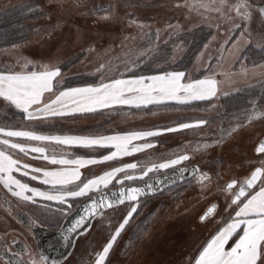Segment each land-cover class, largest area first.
Here are the masks:
<instances>
[{
    "label": "rangeland",
    "instance_id": "1",
    "mask_svg": "<svg viewBox=\"0 0 264 264\" xmlns=\"http://www.w3.org/2000/svg\"><path fill=\"white\" fill-rule=\"evenodd\" d=\"M8 5L26 9L33 5L39 7L36 12H28L32 15L39 13L41 18L35 21L38 27L32 37L22 45L26 54L35 58H63V68L79 59L83 63L80 70H83L105 59L114 65L108 71L110 76L123 70L138 74L163 72L178 63L186 53L192 43V38L187 36L203 27L211 32V38L199 52L189 79L192 75L196 79L213 76L217 80V94L213 98L218 99L230 97L264 80V63L255 67L238 65L248 45L262 47L259 37L264 35V23L253 6L264 5V0H0V9ZM241 5H248L241 9L243 15L237 12V6ZM221 6H227L228 11H219ZM10 20L13 22V18ZM239 24H243L244 28L237 30ZM245 29L251 32V40ZM92 48L94 50L86 55V51ZM96 60H100L99 63H91ZM95 67L101 70L103 64ZM65 77L64 87L84 83L82 79H87L91 85L98 82L96 78L83 76L67 80ZM246 105L241 104L233 113H225L223 103L217 108H212L209 103L199 112L163 108L135 110L133 113L118 111L114 117L110 115L115 112L112 111L105 116L113 118V121L109 120L112 123L109 127L111 134H115L114 130H119L117 134H124L125 129L144 132L172 128L185 122H208L148 137L147 142L153 144L152 148L113 161H100L80 170L82 176L92 178L114 167L135 162L140 166L128 170L136 176L135 180L125 182L130 184L161 175L178 166L196 165L200 168V174L195 179L139 201L137 214L111 250L109 264H188L190 258L195 257L209 238L224 226L231 199V194L224 191L225 186L234 179L243 181L252 170L261 167L262 156L255 154V148L264 138V105L255 104L251 109H246ZM0 108V128L19 130L28 124L15 116L14 110L8 111L2 104ZM71 123L68 127L73 129L76 123ZM35 131L44 135L64 134L58 122L42 124ZM20 142L43 147L45 155L58 159L77 156L98 158L110 151H96L97 155L91 157L82 152H79L82 155H77L71 149H56L54 143ZM3 147L0 145V148ZM179 155H187L189 159L173 168L154 170L142 177V172L153 163H164ZM21 157L42 169L59 168L42 157L32 159L22 154ZM205 172L207 178L202 176ZM21 179L41 189L47 187L28 177ZM118 186L113 182L110 187ZM1 195L11 207L25 212L41 227L57 229L64 219V214L56 212L54 206L49 208L43 202L33 205L13 197L2 184ZM214 204L217 206L215 213L201 222V216ZM125 208L126 205L118 207L121 210ZM10 212L0 198V236L7 241L12 237L24 240L30 250L29 263L41 264L33 235L26 233ZM109 213L107 218L98 217L94 221V230L77 240L72 254L62 264H92L94 251L111 234L107 230L114 229L120 222V211L111 209ZM126 214L127 211H124L123 215Z\"/></svg>",
    "mask_w": 264,
    "mask_h": 264
},
{
    "label": "snow or ice",
    "instance_id": "2",
    "mask_svg": "<svg viewBox=\"0 0 264 264\" xmlns=\"http://www.w3.org/2000/svg\"><path fill=\"white\" fill-rule=\"evenodd\" d=\"M244 7L248 5L237 6L238 14L243 15L241 9ZM218 10L226 12L228 8L221 6ZM261 14L264 15V9L261 10ZM243 28V24L237 25V30ZM245 32L251 40L253 38L251 32L247 29ZM259 39L264 50V35ZM185 76L186 73L182 71H164L156 75H134L127 79L113 78L98 85L62 89L61 82L64 76L61 67L57 65L47 66L43 70L30 69L26 65V70L23 71L0 72V104L8 111L15 109V114H19L22 121L29 122L19 130L0 128V145L4 146L0 148V184L13 197L33 205L43 202L49 208L54 206L56 212H62L67 223L62 228L61 238L69 243L90 234L95 228L96 218H107L110 214L109 209L120 211L121 219L118 226L107 230L111 234L93 253L95 258L92 264H109L111 250L133 220L134 214H137L141 196L163 189L162 187L158 189V185L154 182H145L143 186L126 184V181L136 179V176L128 171L140 166L135 162L114 167L92 178L82 176L80 170L100 161H113L152 148L153 144L147 142L148 137L190 129L208 122L198 120L195 123H179L176 127L154 131L95 137L44 135L39 134L35 129L42 124H52L57 118L75 117L76 114H90L117 106L147 108L150 105H163L169 101L190 104L197 101H211L216 96L217 80L213 76L190 81H186ZM141 140L146 142L133 143ZM20 141L49 142L69 148L91 150L106 148L110 151L98 158L77 156L58 159L55 156L45 155L43 147ZM256 152L262 156L261 167L252 170L243 181L234 179L227 183L224 191L231 194V199L228 202L229 211L224 226L211 237L198 256L190 258L188 264H264V141L259 144ZM21 154L32 159L42 157L52 165H58L59 168L46 170L33 166L23 160ZM188 159L187 155H179L164 163H153L142 172V177L148 176L154 170L173 168ZM179 171L183 172L185 169ZM197 171L198 169H191L193 175ZM202 176L207 178V173H202ZM21 177H28L47 187L41 189L32 186ZM113 182L120 185L118 191L111 189ZM163 183L160 182L161 186ZM125 202L134 203L127 204L123 210L118 209L117 206ZM124 211H127L126 215H123ZM212 212L213 209L209 208L208 213L201 218L202 221ZM57 223L59 224V221ZM229 241L232 243L230 244ZM12 243L16 244L17 241L13 239ZM40 258L43 264H59L58 260L44 255L43 252L40 253ZM6 261L7 264H25L23 260L17 258L16 253L6 256Z\"/></svg>",
    "mask_w": 264,
    "mask_h": 264
},
{
    "label": "crops",
    "instance_id": "3",
    "mask_svg": "<svg viewBox=\"0 0 264 264\" xmlns=\"http://www.w3.org/2000/svg\"><path fill=\"white\" fill-rule=\"evenodd\" d=\"M15 6H19V5H15ZM15 6L14 5L13 6H9V5L5 6L6 8L5 9H0V12L4 11V10H7L9 8L15 7ZM37 8H39V7L37 6L34 9H37ZM28 10H30V9H28ZM28 10H27V13L29 12ZM36 27H38L36 23H31L30 24L29 31L26 34V37L24 38V41L19 42L18 44H14V45L0 47V72H9V71L19 72V71H23V70H26V65H27V68H30V69L38 68L40 70H43L47 66L57 65V66L61 67L62 72H63V76H66L65 80H67L68 78L80 77V76L87 77V78H96V79H98V82L95 85H98V84H100L102 82H107V81H109V80H111L113 78H124V79H127V78H131L134 75L135 76H149V75H156V74L162 73V72H158V73H151V74L150 73L141 74V72H140V74H138L136 72H126V70H123L122 72H118L115 75H111L110 76L108 71L110 69L114 68V65L111 62H107L105 59H102V61H101L102 63L101 62L99 63L100 60L91 61V63L93 62V63H99V64H94L93 65L94 67H88L87 66L85 69L80 70L82 68L81 64H83V63L81 61H78L79 59L76 62L70 64L69 67L63 68V65H64L63 58H54L52 60H46V59H42V58H35V57H32V56H29V55L26 54V52L24 50L25 48L23 47L22 43H24L26 41H29V38L32 37V34L36 30ZM246 48H245V50H246ZM92 50H94V48L88 49L86 51V55H87V53H90V51L92 52ZM102 56H104V55H102ZM197 57H198V55H197ZM83 58H85V56H83ZM101 64H103V68L101 70H99V69L96 70L95 66H98V65H101ZM176 64L174 63L172 65V67H174V65H176ZM192 66H191V68H192ZM125 67H127V66H125ZM191 68L187 71V73L185 72L186 73V76H185V80L186 81L187 80L190 81L192 79H196V78H194L195 75L194 76L192 75L190 77V79L188 78L189 77V72L191 71ZM162 71L164 72V70H162ZM166 71L167 72H174V70H169V69H167ZM129 74L131 76H128ZM200 76L202 77L203 75H200ZM263 81H261V82H263ZM258 83H260V82H258ZM258 83H255L254 85H256ZM254 85H252L250 87H253ZM250 87H247V88H250ZM61 88L62 89L65 88L64 87V80L61 82ZM244 89H246V88H244ZM241 90H239V91H241ZM234 94H232V95H234ZM232 95H230V96H232ZM227 97H229V96H227ZM223 99L224 98H220V99L212 98V100H211V101H213V104H212L213 107L212 108H217V107L221 106L220 101L222 102ZM197 102H204V101H197ZM192 103H196V102H192ZM168 104L169 105H179V106L189 105V104H178V103H176L174 101H169V102H167V103H165L163 105H168ZM155 106H160V105H150L147 108H135V107H131L130 108L128 106H117L115 108L102 109V110H99V111H97L95 113L76 114L75 117L67 116V117H63V118H57L55 123L58 122L60 127L63 129L64 134H62V135H83V136H89V137H95V136H100V135H114V134H111L112 130H110V128H109L111 126V124H112L111 121H113L112 120L113 118H109L108 119V118L105 117V116H108V114L110 112L115 111L113 114L112 113L110 114L111 116H113V115L115 116L118 113V111H129V112L133 113V111H135V110H138V111L139 110H145V109H149V108L155 107ZM0 110H1V108H0ZM12 110L16 111L15 109H12ZM110 119H111V121H109ZM72 121L76 123L75 124L76 126L75 127L73 126V129L71 127H68L70 124H72L71 123ZM77 125H79V126L77 127ZM138 131L139 130H126L125 129V133L124 134L138 132ZM118 132H119V130L116 131V132H115V130L113 131V133H115V134H117ZM54 145H55L56 149L57 148H59L60 150L71 149L73 152H76L77 155H82V154H79V152H82V153L90 155L91 157H92V155L96 154L95 153L96 151L109 150V149H106V148H98L96 150H91V149H87V148H69V147L63 146V145H56L55 143H54ZM96 155L94 157H96ZM89 166H93V165H89ZM86 167H88V166H86ZM212 236H214V235H212ZM211 237L209 238V240L211 239ZM207 242H206V244H207ZM229 243L231 244L232 241H229ZM206 244H204V246H206ZM202 248L198 251L196 256L199 255V252L202 251Z\"/></svg>",
    "mask_w": 264,
    "mask_h": 264
},
{
    "label": "trees",
    "instance_id": "4",
    "mask_svg": "<svg viewBox=\"0 0 264 264\" xmlns=\"http://www.w3.org/2000/svg\"><path fill=\"white\" fill-rule=\"evenodd\" d=\"M35 7H37V5L30 6L28 8L30 10H28L21 6H15L0 12V47L14 45L24 41V38L29 31L30 24L35 23L37 18H41L38 16L39 13H35L34 15L27 13V10L35 11ZM12 18L13 22L10 20ZM187 38H192V43L188 47V50L183 55L181 60L176 65H174V67L169 68V70L183 71L187 73L203 46L211 38V32L207 31L206 28L201 27L200 29L194 31L192 35L187 36ZM262 63H264V50H262V47L256 48L253 45H249L242 53L238 65L244 64L246 67H255ZM86 80L87 79H82L84 83H79V85H73L71 87L91 85L88 84ZM209 103L213 104V101L196 102L183 106L168 104L151 107L149 109L170 108L201 111L205 108V105ZM222 103L226 107L225 113L227 111L228 113H233L235 108L241 106V104L244 103L247 104V107L245 106L246 109H251V107L255 104H257V106L264 105V81L254 85L253 87L242 89L230 97L224 98L221 104ZM15 116L21 118L19 114H15ZM0 120L2 119L0 118Z\"/></svg>",
    "mask_w": 264,
    "mask_h": 264
},
{
    "label": "water",
    "instance_id": "5",
    "mask_svg": "<svg viewBox=\"0 0 264 264\" xmlns=\"http://www.w3.org/2000/svg\"><path fill=\"white\" fill-rule=\"evenodd\" d=\"M253 7L258 12V14L261 18V21L264 23V15L261 14V10L264 9V5H258V6H253ZM262 141H264V138L258 143V145L255 148V154L256 155H260L256 152V149ZM194 168L198 169V171L195 175H193L191 173V169H194ZM179 169H185V171L182 172V171H179ZM199 174H200V168L196 165L178 166V167L173 168L171 171L165 172L161 175H158V176H155L152 178H148V179L140 181V182L130 183V184L143 186L145 184V182H148V183L154 182L158 185V189L160 187H162L163 190H157L154 193L150 192L146 196L142 195L140 200H139V201H141V200H146L148 198L154 197L158 194H161V193H163V192H165L171 188H174V187L179 186L181 184H184L186 182H189V181L193 180L194 178L198 177ZM161 181L164 182L162 186L160 184ZM119 188H120V186L112 188V190L118 191ZM129 203H134V202H125V204L118 205L117 207L125 206ZM209 208H212L213 212L211 214L207 215V218L202 221L201 218L204 217L208 213ZM209 208L201 216V218H200L201 222H204L208 218H210L215 213L217 206L214 204V205H211ZM109 210H111V209H109ZM17 217H18L19 221L22 222L23 225H26V226L30 225L29 217L26 214H24L22 212H18ZM66 223H67V221L65 219H63L62 223L60 224V226L57 230H51L47 227H41V226H34L31 228L32 232H33L32 234H33L34 244H35V247H36V250H37L39 256H40V253L43 252L44 255H46L52 259L58 260L59 264H61L72 254L77 241L69 243V241L63 240L61 238L63 235L62 228Z\"/></svg>",
    "mask_w": 264,
    "mask_h": 264
},
{
    "label": "flooded vegetation",
    "instance_id": "6",
    "mask_svg": "<svg viewBox=\"0 0 264 264\" xmlns=\"http://www.w3.org/2000/svg\"><path fill=\"white\" fill-rule=\"evenodd\" d=\"M2 202L4 203L5 205V208L9 211H11L10 213L13 215V217H15L16 219V222L18 225H20V227L24 230H26V233H33L32 232V227L34 226H39L38 224H36L32 218H30V216L28 214H26L25 212L23 211H20V210H16V208H13L11 207L9 204H8V201L7 199L4 197V195H1L0 196ZM18 212H22L24 214H26L28 217H29V220H30V225L31 227L29 226H26V225H23L21 221H19L18 217H17V213ZM51 230H57V229H52L51 227H47ZM33 235V234H32ZM13 239H15L17 241L16 244H13L12 241ZM0 262L3 263V264H7V261H6V256H10L12 255L13 253H16L17 254V258L20 259V260H23L25 262V264H30L29 261L27 260L30 256V250L28 249V246L26 244V242L18 237H12L10 238L8 241L3 239L1 236H0ZM24 249H26L27 251H23ZM23 251V254L21 255L20 253ZM42 261V260H41ZM43 264V261L42 263ZM62 264V263H61Z\"/></svg>",
    "mask_w": 264,
    "mask_h": 264
}]
</instances>
